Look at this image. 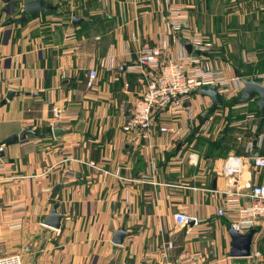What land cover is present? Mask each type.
I'll list each match as a JSON object with an SVG mask.
<instances>
[{"label": "crops", "instance_id": "obj_1", "mask_svg": "<svg viewBox=\"0 0 264 264\" xmlns=\"http://www.w3.org/2000/svg\"><path fill=\"white\" fill-rule=\"evenodd\" d=\"M25 1L0 0L1 251L19 252L23 264H249L255 251L264 256V221L253 227L251 255L233 257L232 217L218 214L225 191L264 183V167L251 163L232 185L223 172L230 155L264 156L258 97L236 101L242 78L264 84V0H171L188 10V27L175 33L167 0H47L49 10L21 21ZM197 34L213 43L195 50L205 67L224 68L239 89L216 107L197 91L186 114L157 112L149 133L125 131L144 89V74L131 68L138 50L191 53ZM172 121L179 134L160 131ZM54 208L58 228L47 224ZM179 211L198 223L179 224Z\"/></svg>", "mask_w": 264, "mask_h": 264}, {"label": "built area", "instance_id": "obj_2", "mask_svg": "<svg viewBox=\"0 0 264 264\" xmlns=\"http://www.w3.org/2000/svg\"><path fill=\"white\" fill-rule=\"evenodd\" d=\"M167 21L172 31L182 32L188 27V10L179 2L167 0ZM213 43L205 40L202 35H194L192 49L199 51H210ZM131 68L144 74V89L140 98L132 108L124 130L143 131L149 133L155 124V114L160 112L163 116L175 118L186 114L188 102L193 94L203 87L217 85L221 95H229L240 87L238 78H229L224 68L209 69L205 67L203 58L194 53H184L171 57L160 46H143L138 50V57ZM97 70L90 69L88 74L87 87L95 86ZM239 86V87H238ZM55 120L60 119L61 109L58 106L52 108ZM57 123V122H56ZM175 121L162 124L160 131L179 134ZM2 145H0V150ZM190 162L196 161L195 155L189 156ZM247 163L257 167H264V156L254 154L249 158L240 155H230L224 164V175L228 178L230 185L232 179L239 177ZM92 166L95 164L92 162ZM227 200L234 198H246L243 205L230 203L220 207L218 214L232 217V226L240 232H246L253 228L259 220L264 221V183L252 185L242 191L228 189L225 191ZM176 221L181 225L190 224V216L186 211H179L175 215ZM198 221L194 218V224ZM249 264H264V256L261 252L255 251L251 256ZM189 261L184 257L182 264ZM0 264H23L19 252L4 253L0 249ZM164 264H180L166 260Z\"/></svg>", "mask_w": 264, "mask_h": 264}, {"label": "water", "instance_id": "obj_3", "mask_svg": "<svg viewBox=\"0 0 264 264\" xmlns=\"http://www.w3.org/2000/svg\"><path fill=\"white\" fill-rule=\"evenodd\" d=\"M5 2H11V0H4ZM51 8V4L47 0H26L24 3V12L21 14V21H25L27 15L31 18H37L39 13L46 12ZM189 52H192L191 44L187 45ZM243 87L241 89L239 97L236 99L238 103H247L253 101L258 97L255 101L258 106L261 114L264 115V84L257 80H249L246 78H242ZM204 95H207L211 98L213 102V107L223 105L224 100L223 96L218 91L217 85H210L208 87H203L200 89ZM13 92H9L8 98L12 96ZM58 131V130H56ZM31 132V130L25 129L19 136H13L8 139L9 143L14 142L16 139L25 138L26 134ZM3 152H0L2 155ZM61 216L58 214L57 210L54 208L51 212L49 219L47 220V224L58 228L60 226ZM193 219L190 220V223H193ZM256 229L251 228L247 232H240L235 229L233 226L230 227V235L232 238L231 242V252L230 255L233 257H249L251 255L252 249V241L253 236L255 234ZM124 233L119 231L114 237L115 243H121L123 239Z\"/></svg>", "mask_w": 264, "mask_h": 264}, {"label": "rangeland", "instance_id": "obj_4", "mask_svg": "<svg viewBox=\"0 0 264 264\" xmlns=\"http://www.w3.org/2000/svg\"><path fill=\"white\" fill-rule=\"evenodd\" d=\"M192 50H193V49H192ZM192 52H193V51H192ZM194 53H196L195 50H194ZM87 163L89 164L90 167H92V162H87Z\"/></svg>", "mask_w": 264, "mask_h": 264}]
</instances>
